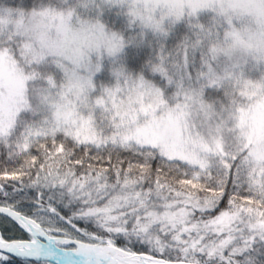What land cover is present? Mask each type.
Returning a JSON list of instances; mask_svg holds the SVG:
<instances>
[{
    "label": "snow or ice",
    "instance_id": "snow-or-ice-1",
    "mask_svg": "<svg viewBox=\"0 0 264 264\" xmlns=\"http://www.w3.org/2000/svg\"><path fill=\"white\" fill-rule=\"evenodd\" d=\"M0 264H264V0H0Z\"/></svg>",
    "mask_w": 264,
    "mask_h": 264
}]
</instances>
